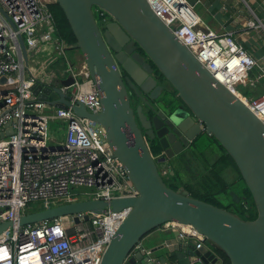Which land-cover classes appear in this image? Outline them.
Here are the masks:
<instances>
[{"label":"water","instance_id":"water-1","mask_svg":"<svg viewBox=\"0 0 264 264\" xmlns=\"http://www.w3.org/2000/svg\"><path fill=\"white\" fill-rule=\"evenodd\" d=\"M187 1L194 6L199 0ZM56 2L70 25L76 47L88 66L102 102L97 114L89 113L82 104L74 106V110L103 127L114 156L124 165L138 194L131 198H116L109 203L85 200L63 204L21 215L18 224L79 211L100 213L107 205L114 211L130 206V212L108 243L100 264H123L126 259L131 263L154 264L148 260L146 250L150 254L156 253L164 246L148 249L143 243L144 237L169 221L193 226L204 236L205 244H211L225 254L229 264H264V126L257 116L211 75L156 16L146 0ZM94 6L107 15L102 18V24L96 20ZM126 39L138 45L144 56L133 53L132 48L125 45ZM18 41L27 62L22 36H18ZM144 58L154 64L185 105V108L179 106L166 120L167 127L172 129L167 135L156 122V116L147 119L140 104L135 108L130 106L124 81L130 88L147 94L150 100H156L163 89V84L157 83V77L147 76L142 70L153 71ZM116 62L126 76L121 75ZM4 80V77L0 78V81ZM71 82V77L60 81L61 84ZM31 89L48 105L62 107L69 104L55 80L35 83ZM143 100L149 104L146 97ZM143 134L159 137L165 155L154 158ZM202 134L214 137L233 158L252 196L257 211L254 219L244 220L224 208L190 196L185 189L174 190L163 180L157 162L165 163L166 157L179 153L184 147L190 148ZM229 194L234 202H239L240 197L235 191L231 190ZM11 225L10 221L0 223V232ZM179 234L177 229L166 240L174 263L190 264L193 256L201 257L206 263H220L206 245L196 249L194 238H182ZM156 259L165 262L163 255Z\"/></svg>","mask_w":264,"mask_h":264},{"label":"built area","instance_id":"built-area-1","mask_svg":"<svg viewBox=\"0 0 264 264\" xmlns=\"http://www.w3.org/2000/svg\"><path fill=\"white\" fill-rule=\"evenodd\" d=\"M54 2L0 0V78H5L0 81V223L12 222L0 232V264H100L130 206L114 211L107 205L100 213L79 211L25 225L18 224L19 217L31 213L26 207L33 201L41 205L32 211L37 212L85 200L109 203L138 194L124 165L114 156L103 127L74 110L82 104L89 113L97 114L102 102L84 58L74 62L67 54L71 45L57 34L50 10ZM146 2L211 75L219 77L217 80L264 126V66L231 32L217 33L202 24L187 0ZM99 16L103 18L106 13L101 10ZM247 25L264 31V21L255 15ZM19 35L26 46L27 62ZM45 46L52 54L62 55L65 62L58 76L46 79L39 76L44 68L39 70L40 60L35 54ZM67 77L72 82L61 84ZM49 80L56 81L68 105H48L33 94V84ZM259 84L263 88L260 93L256 91ZM238 85H248L257 95L242 93ZM45 107L53 111L47 112ZM51 121L64 123L65 129L59 128L64 130L63 141L49 143L54 141L49 137ZM80 186L90 187L91 195L74 192ZM160 228L179 229L180 237L196 240V249L205 245L204 236L191 225L169 221ZM146 254L154 264H163L149 250ZM123 264H128V259ZM190 264L210 263L193 256Z\"/></svg>","mask_w":264,"mask_h":264},{"label":"crops","instance_id":"crops-1","mask_svg":"<svg viewBox=\"0 0 264 264\" xmlns=\"http://www.w3.org/2000/svg\"><path fill=\"white\" fill-rule=\"evenodd\" d=\"M193 9L200 17L202 24L217 33L231 32L234 39L264 66V31L247 25L249 20L254 19V15L256 18L264 21V0H199L193 6ZM35 54L40 60L39 70L42 67L44 68L39 76H43V73L49 68V62L52 60L53 54L48 46H45L40 51H36ZM67 54L74 62L82 59V55L77 47L69 48ZM61 127L65 129L64 123L58 129ZM175 230L177 229L158 228L144 237L143 243L147 244L148 249L154 248L157 245L164 246L158 252L151 253V256L155 258L160 255L165 256L163 264H176L170 258V253L172 254V252L168 250L169 246L166 244V240L172 237V232ZM205 245L208 247V244ZM208 248L219 258L221 264H224L222 258L213 248ZM128 264H138V262L131 263L128 261Z\"/></svg>","mask_w":264,"mask_h":264},{"label":"trees","instance_id":"trees-1","mask_svg":"<svg viewBox=\"0 0 264 264\" xmlns=\"http://www.w3.org/2000/svg\"><path fill=\"white\" fill-rule=\"evenodd\" d=\"M50 10L54 17L57 34L64 38L69 45H71L70 49L74 48V46H76V39L64 15L63 10L60 8L57 2H54L50 5ZM100 19L102 18L100 17ZM256 91L258 93L263 91L261 84L258 85ZM212 139L216 141L215 138L207 135L200 136L191 147L190 153L192 152L194 155L200 158L203 154L202 151L204 149L207 150L213 144ZM217 145L221 153L219 155V158L211 163V165L205 164V169H203V171H200L197 174L193 172V174H191L187 179H184L182 177L183 175L181 167H179L178 165H174L175 168L172 169L174 171V174H167L171 181L170 183H167L168 187L176 190L178 189V186H183L184 189L188 191L189 195L194 198L211 203L220 208H224L227 211L238 215L244 220H252L256 217L257 211L255 215L252 214V212L249 210L251 208L249 202L245 204L242 200H240L239 203L231 202L227 205L219 204L220 201L217 196L220 194V192H226L227 186L229 185L227 183L225 174L228 170H236L238 177V179L233 182L235 186H231L230 188L234 189L236 193L246 198L251 194L245 183L243 182L233 158L225 152L223 147L218 142ZM200 146H202V148H200ZM156 151L158 152L157 149ZM156 151L155 153H157ZM163 180L167 182L166 179ZM252 205H254V202L252 203ZM208 247L213 248V250L222 258V262L224 264H229L228 258L221 250L215 248L211 244H208Z\"/></svg>","mask_w":264,"mask_h":264},{"label":"flooded vegetation","instance_id":"flooded-vegetation-1","mask_svg":"<svg viewBox=\"0 0 264 264\" xmlns=\"http://www.w3.org/2000/svg\"><path fill=\"white\" fill-rule=\"evenodd\" d=\"M98 23L102 24V19L98 20ZM125 45L131 47L133 53H139L140 55L144 56L143 50L138 45H136L135 43H131L129 39L125 40ZM133 47H135V48H133ZM109 50H110V52L113 55L114 52L111 49H109ZM128 56H131V53H130V55L128 54ZM144 61L148 62L150 64V66L153 68L152 72H149L148 70L143 68L142 70L144 71V73H146L147 76H153L155 78L157 77V83L163 84V89H162V92H161L160 96L156 100H150L148 98L147 94L140 93V92L136 91V89L130 88L128 86V84L124 81L126 89H127V92H128V96H129L130 106L132 108H135L137 105L140 104L141 105V110L146 115L147 119H152L154 116H156V122L158 123V125L162 126V128H163L162 130H163V132H165L164 135H167L168 133L172 132V129L167 127L166 120L169 118L170 114L174 110H176L179 106H182V107L185 108V105L180 100V98L177 97L176 91L172 87L170 89L166 88V80L159 73V71L156 69L154 64L147 58H144ZM116 64H117V66H118V68L120 70L121 75L123 77L126 76V73L120 67V65L117 62H116ZM142 64H139V66L141 67ZM144 97H146V99H147V101L149 103L148 105L146 104V101L143 100ZM166 128L168 129V132H167ZM203 135H206V134H202L200 136H203ZM143 136H144L145 142H146V144H147V146L149 148V151H150V153L152 154V156L154 158L157 159L161 154L165 155V149L161 148L160 143H159V140H160L159 137L154 135V137L150 138V137H148L147 135H144V134H143ZM200 136H198L194 140V142L191 144V147L193 146L195 141ZM178 138L179 137H177L176 139H178ZM213 142H214V140H213ZM191 147L188 148V149L184 147L179 153H176V154H174L171 157H166V162L165 163L157 162L158 170H159L160 174L162 175V178L166 179V181H167V182H165L166 184L171 182L169 177L167 176V174L168 173L170 175L174 174V173L171 174V171H173L172 169L175 168L174 165H178L179 167H181L182 175H183L182 177H184V175H186L187 172H189L188 171L189 168H192V169L196 170L197 173L200 172V171H203V169H205L204 168L205 164H203L200 161V159L196 155H194L192 152L190 153ZM156 149L158 150V152L156 151ZM208 150H210V148H208ZM155 151L157 153H155ZM164 168L168 169V172H167V174L165 176L163 175V172H162L164 170ZM167 186H168V184H167ZM178 188L184 189L183 186H178ZM231 190L235 191L234 189H232L229 186H227L226 192H220V194L218 195V199L220 201L219 204L227 205L230 202H234L232 197L229 194V192ZM237 195L240 197V200H242V201H244L246 199V197L241 196L238 193H237ZM225 200H229V201L226 202Z\"/></svg>","mask_w":264,"mask_h":264},{"label":"rangeland","instance_id":"rangeland-1","mask_svg":"<svg viewBox=\"0 0 264 264\" xmlns=\"http://www.w3.org/2000/svg\"><path fill=\"white\" fill-rule=\"evenodd\" d=\"M94 8V13H95V17L96 20H101L99 17V12L101 11L100 9H98L97 7H93ZM65 65L64 62V58L62 55H58L57 53L53 54V58L52 60L49 62V68H47V70L43 73L42 78H51L53 76H58L60 69L63 68V66ZM172 86L166 81V88L170 89ZM238 89L240 91H242V93L246 94V95H257V93H252L249 86L248 85H238ZM155 100V99H152ZM45 111L47 112H52L53 109H50L48 107L44 108ZM63 123L59 122V121H54V122H50L49 123V137H51L52 139H54V141H49V143L54 144L55 142H61L63 141V139L65 138V134L63 132L62 129H58V127H60ZM200 148H202V146H200ZM206 152V153H205ZM202 155L199 158L200 161L203 164H207V165H211V163H213L215 160H217L219 158L220 150L218 149V145H217V141H214L212 146H210V150L204 149L202 151ZM188 169V168H187ZM190 172H188V174L184 175V179H187L188 177H190L191 174H193V172H195L197 174V171L189 168L188 170ZM163 175L165 176L168 172L167 168H164V170L162 171ZM226 180L227 183L229 184L228 186H235V184L233 183L234 181H236V179H238L237 177V172L236 170H228L226 173ZM74 192H79L82 195H86V196H90L91 195V189L90 187L87 186H80L74 189ZM218 197V196H217ZM252 196L248 195V197L243 201L246 204L249 202V204L251 205V208L249 209L253 215L256 214V208L254 207V205H252L253 201H252ZM226 202L229 200H225ZM231 203V202H230ZM234 203H239V202H234ZM41 207V205L35 201L33 202H29L27 207H26V211L27 212H32L35 211L36 209H39Z\"/></svg>","mask_w":264,"mask_h":264},{"label":"bare ground","instance_id":"bare-ground-1","mask_svg":"<svg viewBox=\"0 0 264 264\" xmlns=\"http://www.w3.org/2000/svg\"><path fill=\"white\" fill-rule=\"evenodd\" d=\"M217 79H218V80H220V78H219V77H217Z\"/></svg>","mask_w":264,"mask_h":264}]
</instances>
